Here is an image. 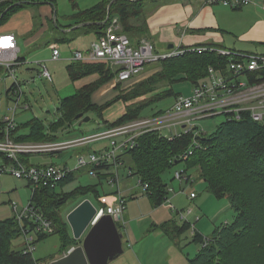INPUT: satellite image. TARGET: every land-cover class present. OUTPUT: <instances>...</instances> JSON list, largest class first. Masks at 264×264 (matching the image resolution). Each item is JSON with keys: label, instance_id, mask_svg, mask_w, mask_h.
Masks as SVG:
<instances>
[{"label": "trees", "instance_id": "trees-1", "mask_svg": "<svg viewBox=\"0 0 264 264\" xmlns=\"http://www.w3.org/2000/svg\"><path fill=\"white\" fill-rule=\"evenodd\" d=\"M22 1L25 0L0 2V26L23 9L26 4L15 6L5 12L6 9ZM148 1L150 0H103L95 7L79 11L71 16L72 24L67 26L58 24L55 28L52 22L53 30L92 23L72 30L69 37L61 36L57 38V41L69 43L77 34L91 31L96 32L100 37L105 34V30L116 17L124 33L133 30L135 27L131 25L132 20L144 16V7ZM110 3L112 4L108 12ZM19 61H22L21 57ZM228 61V57L219 55L216 51L187 52L178 58L161 61L158 65L162 67V70L158 74L134 85L129 91H122L121 87H118L120 94L102 106L92 105L91 96L98 88L114 79L116 72L106 61L72 62L67 68L72 81L76 82L94 75L97 79L77 89L73 96L61 99L58 108L59 121L51 125L49 134H46L40 120L34 119L24 124H17L11 137L16 142L26 143L60 141L62 139L54 133L70 129L78 114H82L78 120L90 112L101 115L106 108L118 100H123L127 104L126 111L114 123L104 122L103 131L127 124L141 119L140 112L155 99L161 96H173L171 90L151 96L159 87L150 89L147 85L148 81L159 80L171 85L186 81L196 87L207 78L210 66L224 70ZM5 71L7 69L0 66V72ZM181 75H184V78H178ZM143 86H147L146 90L139 92L140 87ZM16 87L14 83L10 90H15ZM130 102L134 103L128 105ZM168 110L153 117L160 116ZM222 115L226 119L219 124L216 131H202L197 138L193 130L172 139L162 135L160 131L146 132L138 137L133 148L127 149L119 156V160L122 162V168L129 171L128 177L136 176L142 187L145 184L148 185L145 192L154 206L165 203L164 199L169 196L168 185L175 179L170 174L175 167L179 166L189 175V181L192 172L197 171L211 194L219 199H228L234 213L232 221L219 224L208 237L193 232V240L199 244L200 248L193 257L188 258L191 264H262L257 251L255 252L252 247L243 245L241 248L239 245L243 240H248L249 235L264 227V123L254 122L247 111L241 112L239 119H235L231 114ZM4 129L3 121L0 123V140L5 138ZM21 130H27V132L18 134ZM195 140L198 146H195ZM190 149L192 154L186 159L182 158V155ZM30 156H22L20 159L24 164L29 165ZM111 167L107 163L90 166L91 170L97 174L99 183L80 186L69 193L65 192L64 188L71 180H74L76 171L71 172L56 188L44 186L36 188L30 201L53 224V231L50 234H39V239L56 234L60 239L62 253L71 247L80 246L81 241L74 239L68 221L61 215L62 210L71 198L87 196H93L96 200L95 204L99 206V198L105 195L101 188L103 182L112 174ZM105 171L110 173L107 174ZM232 180L237 181L239 185L233 186L230 183ZM117 227L122 229L120 222L117 223ZM190 228L191 225L184 223L181 228H175L176 232L169 229L168 231L172 236H180L188 232ZM163 229L166 230L164 227ZM21 236L22 229L15 218L0 221V264H49L35 259L33 254L16 250L15 241ZM206 238L208 241L205 244ZM236 248H238L237 254L233 255Z\"/></svg>", "mask_w": 264, "mask_h": 264}, {"label": "built area", "instance_id": "built-area-1", "mask_svg": "<svg viewBox=\"0 0 264 264\" xmlns=\"http://www.w3.org/2000/svg\"><path fill=\"white\" fill-rule=\"evenodd\" d=\"M204 1L211 5H223L230 9H240L253 4H264V0ZM119 24L117 18L113 19L105 34L93 42L88 50L75 51L73 53L72 62L106 61L116 72V80L121 83L140 74L146 65L178 58L187 52L204 53L206 51H216L219 55L228 57V65L224 70L210 66L207 78L194 87L189 96H178L172 108L160 116L137 119L98 134L78 139L41 143L16 142L11 137V133L17 128L15 111L19 105L18 102L23 96L21 84L15 79L17 87L14 93L18 96V100L13 109V116L6 117L4 120L5 138L0 140V177L9 174L17 179L27 181L33 194L39 186L56 188L60 182L75 170L107 163L112 166V175L109 177L108 183L112 188H116L120 185L119 168L122 164L119 156L127 149L133 148L138 137L146 132H161L163 129H171L177 125H183L185 127L183 133L193 130L195 138H197L203 129L201 130L197 127L196 121L222 114H231L234 115L235 119H239L240 113L244 111L251 114L254 122L264 123V54L232 52L208 46L187 48L180 45L173 46V48L161 53L156 50L153 42L147 39H141L138 46L134 47L129 37L121 31ZM19 54L20 47L15 35L0 34V66L11 72L13 77L14 68L20 65ZM51 59L52 61L61 59L59 49L53 50ZM43 67L40 75L52 82V74L45 66ZM25 108L29 109L28 105ZM180 135L172 134V137L169 138L172 139ZM104 140L109 141V146L105 151L80 155L74 169L57 165L31 166L24 164L20 159L26 155L56 154L74 147H82ZM195 146H198L197 141ZM191 154L192 149L182 155V158L186 159ZM174 178L178 181L187 180L188 175L183 169H180L175 172ZM143 187L147 191L148 185L145 184ZM189 196L190 199H195L197 194L193 192ZM164 202H169V196L164 199ZM12 205L15 209L17 208V204L13 203ZM173 209L176 211L175 208ZM124 211L125 201L120 194L119 196H104L101 198V206L97 207L96 215L90 226H94L106 215L119 220ZM191 213L192 209H189L186 214L180 213V216L185 219ZM16 220L19 222L25 237L26 248L23 251L24 253L33 254L35 251L34 239L30 235V231L24 227L25 221L30 222L39 234H50L53 231L52 222L31 201ZM207 241L208 238L205 239V244Z\"/></svg>", "mask_w": 264, "mask_h": 264}, {"label": "crops", "instance_id": "crops-1", "mask_svg": "<svg viewBox=\"0 0 264 264\" xmlns=\"http://www.w3.org/2000/svg\"><path fill=\"white\" fill-rule=\"evenodd\" d=\"M1 1L3 0H0V2ZM26 1H28V3H26V6L23 9H21L19 12L14 14L4 25L0 26V34L7 33V34L15 35L18 44L19 41L22 40L25 42V44L28 47H31L32 49L33 48L38 49L43 46H47L48 44H51L53 40H57V38L61 36L69 37L71 35L72 30L82 28L89 24V23H83V24H79L82 26L76 25L77 27L74 26L73 28H61L62 30L51 31L48 26V21L52 20V22L54 23L56 22V20H54V12L56 11V7H57L56 0H26ZM100 2H98L96 5H98ZM96 5L87 8L85 10H79L77 9L76 6L74 10L76 13L79 11H86L95 7ZM32 9H36L37 13L32 12L31 11ZM72 23L73 21L70 20L69 24ZM119 25L121 31L123 32V27L121 26V23ZM131 25L135 27V29L123 33L129 37L134 47L138 46L141 39H147L153 42V44L156 47V50L161 53L166 52L168 50L169 45H173V46L180 45L182 47H187V48L198 47V46H210L215 48L218 47L220 49L228 50L232 52L250 53L242 50L237 51L233 48H230V45L228 44V41L230 40H228L226 36L227 35H231L233 37L237 36L238 39L240 37L262 38L264 36V4H253L244 7L242 9H230L228 7H224L223 5L208 4L204 0H150L147 2V4H145L144 16L142 18L132 20ZM89 34L94 35L96 40L99 38L96 32L91 31V32H81L77 34L73 39H78L84 35H89ZM157 46H164L166 47V49L164 51H160L157 48ZM54 49L60 50V48L57 45L52 46L51 49L52 52ZM75 51H81V50H75ZM73 53L74 51H70V53H68L67 55L68 61L71 60ZM21 59L22 61H20V65L26 64V58L21 57ZM47 61L58 62V61H52V59L50 60L48 59L45 62H39L38 64L46 67L45 64ZM161 70L162 67L158 65V63H156L145 66V68L140 74H138L137 76L133 77L128 81L121 83L118 82L115 77L114 79L110 80L109 82L98 88L92 94L91 104L102 106L108 101L116 98L120 94L118 87H121L122 91H129L134 85L158 74ZM178 78L180 79L184 78V75H181ZM96 79L97 76L94 75L76 81L75 83L84 81L81 85L78 86L77 89L81 88L82 86L88 83L95 81ZM52 82H54V79ZM194 87L195 86H193L190 82H186V81L175 83L172 85L168 83H162L159 86V89L153 92L151 96H153L154 93L158 95L161 94L162 91L171 90L173 92L172 97L174 98L173 103H175L178 96H184V94L181 91L187 90L189 93L186 94L185 96H189L192 93ZM132 103L134 102H130L128 105ZM122 105H123V113L113 121H108L105 118H103L105 123L106 122L114 123L124 114V112L126 111L127 104H125L123 101ZM17 124L20 125L18 122ZM179 126L182 127V130L184 132L185 127L183 125H179ZM172 129L173 127L170 129V131H172ZM202 129L205 132L208 131V129L201 128V130ZM164 130H168V129H163L162 131ZM21 131L23 132L20 133ZM21 131L18 134H24L27 132V130H21ZM171 134H173V132H171ZM66 135L67 137L71 135L70 130L66 133ZM60 139L66 140L61 137ZM31 143H41V142H31ZM102 152H94L88 149V146L85 145L80 147V152H78V154L76 155L75 160L77 162L78 157L83 154L89 155L93 153H102ZM35 156L38 155L34 154L28 158L29 165L31 166L57 165L54 163H46L39 161L36 162L34 161V159L36 158ZM57 166H61V165H57ZM62 167H69V164L65 162V164ZM88 167L86 173L89 175H92L94 173L93 175L97 177V174L91 170L90 166ZM179 167L180 169H182L181 166ZM179 167H175L173 172L170 174L172 178L174 177L175 172L180 170ZM121 168L122 165L119 168V174ZM110 172L112 173V169ZM110 172L108 171L107 174ZM111 175H109V177ZM109 177L107 178V181ZM196 178H199L197 176V171L192 172V177L190 181L189 179H187V180H182L180 182L177 181L170 182L168 185L169 202L163 203L159 206L153 205L152 201L149 199L146 192L144 193L145 189L141 192L142 187L140 184L137 186V189L134 188L133 186H127L124 187V189H122L121 185H119V187H117V194L119 193L125 201V211L121 216V218H119V220L116 219V224L120 222L122 226L121 231L123 233L124 254L121 257H119L117 260L113 261L114 263L112 262L110 264H135V262H138V264H150V261L147 259V256L148 255L153 256L157 248L160 247L162 248L164 246L166 250L170 251V253L172 251L171 255L168 256V258L163 256V259L161 258V256H159L158 258L155 256L153 257V260L154 258H156L157 260L160 259L161 260L160 262H163V264L165 263L189 264L187 260L179 254V252H177V255H173V252H176L175 249H177L175 247V244L184 241L186 234L188 235L189 231L187 233H183V234L181 233L182 235L180 236L178 235L172 236V234L169 233V231L171 230L173 232H176L175 230L176 227L181 228L182 225L186 223L188 225H191L193 229L192 232H194V229H196L199 234L208 237L206 236L207 234L205 232L206 226L202 222V216L200 214L201 209L195 205L197 199L199 198V194L194 190V186L190 184V182H194L193 180ZM189 186L191 187V190L186 191L187 187ZM193 192L197 194V197L195 199H190L189 195ZM109 195L113 196L114 194H109ZM104 196H108V195H103L99 198V206H97L90 199H88V197H86V198H82L81 201H79V203L75 205L72 210H74L80 203H82L84 200L87 199L90 200L97 209V207L101 206V198ZM229 207L231 208V205ZM173 208H175L176 211ZM189 209H192V213L188 215L185 219H183L180 216V213L186 214V212ZM221 213H222V209H220L217 212L216 217L220 216ZM68 214H66V220ZM197 217H199L198 220ZM29 223L30 222L27 223L25 221L24 227H26L30 231V235H32L33 239L35 240L36 235L39 236L38 235L39 233H37L34 227L31 225V223L30 224ZM218 225H215L214 229ZM91 227L92 226H89V228ZM163 227L166 228V230H164ZM34 232L36 234H34ZM21 237H23L24 239L23 242L18 243L16 245V242L18 241L17 239L14 244L15 249L18 251H24L26 248V242H25V237L23 236V232ZM166 238L171 239L174 242L172 249L170 247L171 244L168 241H166ZM60 247H61V243H60ZM72 248L73 247H71L70 249ZM125 249H127V251H125ZM68 251L63 253L59 252V255L56 258H51L47 263H50L53 260L61 258ZM131 257L134 258V260H132Z\"/></svg>", "mask_w": 264, "mask_h": 264}, {"label": "rangeland", "instance_id": "rangeland-1", "mask_svg": "<svg viewBox=\"0 0 264 264\" xmlns=\"http://www.w3.org/2000/svg\"><path fill=\"white\" fill-rule=\"evenodd\" d=\"M100 1L102 0H56L57 18L56 24L54 23V27L56 28L58 24L60 26L69 25L71 16L77 14L74 10L76 6L79 10H85L96 5ZM31 11L37 13L36 9H32ZM48 26L52 31V20L48 21ZM226 38L230 40L228 41L230 48H233L237 51L242 50L245 52L264 54V36L262 38L240 37L238 39L237 36L233 37L231 35H227ZM95 41L96 38L94 37V35L89 34L84 35L78 39H73L72 41L70 40L69 43L53 40V42H51V44H48L47 46H43L38 49H32L31 47H28L24 41L20 40L19 47L21 52L19 55L20 57L26 58V64H21L14 68V77L11 72H0V123L3 122L6 117L13 116V109L15 108L18 96L15 95L14 90H10V88L15 83L16 79L21 84L23 92V96L18 102L19 105L15 111L17 122L19 124H24L34 119H38L40 120L42 126L45 128L46 134H49L51 125L59 121L58 108L60 107L61 99L75 94L78 86L84 82L83 81L75 83L70 79L67 68L69 64L72 63V61H68L67 55L68 53H70V51H86ZM53 45H57L60 48L61 60L58 62H46V68L50 71L54 79V82H50L40 75L44 67L43 65H40L38 63L45 62L46 60L51 59V49ZM157 48L160 51H164L166 49V47L164 46H157ZM155 81L157 82L154 84ZM162 83L167 82L154 80L148 81L147 85L150 89H152L159 87ZM146 87L147 86L140 87L139 92H144L146 90ZM165 92L168 91H162L161 94ZM181 92L184 95L189 93L187 90H183ZM153 95H156V93H154ZM142 99H145V97H142ZM122 102L123 100H118L117 102L106 108L101 115L97 112H90L85 116L89 118L90 121L83 122V119L76 120L74 121L73 126H71L70 129L59 131L54 134L57 137L70 140L100 133L104 130L103 124L105 121L103 120V118L108 121H113L123 113ZM173 102V97L161 96L155 99L154 102H152L149 106H147L140 112V118H152L153 116L160 114V112L170 109L174 104ZM26 105L29 106V109L25 108ZM225 119L226 117L224 115H218L205 120L196 121V125L197 127H199V129L204 128L208 129L207 132H213L216 131L219 124L224 122ZM69 130L71 132V135L67 137L66 133ZM22 132L23 131H21L20 133ZM171 132H173V135L182 134L183 130L181 126L177 125L176 127H173L172 131H170V129L164 130L161 132V134L166 137H171ZM87 146L88 149L94 152H102L109 146V141L104 140L94 142ZM78 152H80V147H74L58 154L35 156L36 158L34 159V161L54 163L61 166H63L65 162H67L69 164V168L74 169L76 167L75 157ZM87 169L88 168L85 167L75 170L76 172H74V174L76 173V177L66 185L64 191L69 193L72 190L79 188L80 186L98 184V178L93 174H87ZM128 175L129 171L126 168L120 169L121 188L124 189V187L133 186L137 189V186L139 185L138 178L136 176L128 177ZM198 175L199 174L197 172V176ZM174 181L180 182L178 180ZM193 181L194 182H190V184L194 186V190L199 194V198L197 199L195 205L201 209L200 214L202 216V222L206 226V236H211L215 225L232 221L234 213L233 210L229 207L230 205L227 198L219 199L215 195L211 194L207 184L203 182L200 177L194 179ZM230 183L233 186L239 185V183L235 180L230 181ZM101 189L105 195L114 194V196H119V194H117V187L112 188L107 180L103 182V187ZM143 190L144 188L142 187L141 192ZM190 190L191 187H187L186 191ZM31 196L32 189L27 181L17 179L9 174H5L4 176L0 177V221L9 218L17 219L18 216H20L24 211V208L30 202ZM87 197L93 203H96V200L93 196ZM82 198H71V200L63 208L61 215L66 219V214H68L73 209V207L77 205L79 201H81ZM13 203L17 204L16 209L12 205ZM220 209H222V213L220 216L216 217V214ZM190 229L191 230H189L188 235L186 234L185 240L175 244V247L180 251L175 249L176 252H173V255H177V252H179V254L183 256L189 264L191 263L189 262L188 258L193 257L200 248L199 244L195 243L193 240V229ZM194 231L197 232L196 229H194ZM34 234L36 233L34 232ZM248 237L249 239L243 240L242 244L240 243L239 246H241V248L243 245L249 248L252 247L255 252L257 251L259 259H261L262 264H264V227L260 231L255 232ZM23 240V237H20L16 242V245L23 242ZM166 241L171 244L170 247L172 249L174 242L168 238H166ZM34 244L36 250L34 251L33 256L35 259L40 260L42 263H47L51 258H56L59 255L60 240L56 234L48 236L44 239H39V236L36 235ZM243 250H245V248ZM125 251H127V249H125ZM237 251L238 248L234 250L233 255H236ZM171 253L170 251L166 250L164 246L162 248H157L154 252V255H148L147 259L150 261V264H163V262H160V259L157 260L156 258H154L153 260V257L156 256L158 258L159 256H161V258L163 259V256H165L166 258H168ZM131 259L134 260V258L132 257ZM216 260L218 261V259ZM152 261L157 263H154ZM135 264H138V262H135Z\"/></svg>", "mask_w": 264, "mask_h": 264}, {"label": "water", "instance_id": "water-1", "mask_svg": "<svg viewBox=\"0 0 264 264\" xmlns=\"http://www.w3.org/2000/svg\"><path fill=\"white\" fill-rule=\"evenodd\" d=\"M26 3L28 1L17 2L8 7L5 12ZM111 4L108 6V12ZM54 20H56V11L54 12ZM171 48L173 45L168 46V49ZM81 117L82 114H78L76 120ZM89 120L87 117L83 118V122ZM96 212L97 209L94 204L87 199L68 214L67 221L73 237L80 240L81 245L70 249L61 258L53 260L49 264H110L124 254L123 233L117 227L115 218L106 215L89 228Z\"/></svg>", "mask_w": 264, "mask_h": 264}, {"label": "bare ground", "instance_id": "bare-ground-1", "mask_svg": "<svg viewBox=\"0 0 264 264\" xmlns=\"http://www.w3.org/2000/svg\"><path fill=\"white\" fill-rule=\"evenodd\" d=\"M73 248H75V247H73Z\"/></svg>", "mask_w": 264, "mask_h": 264}, {"label": "snow or ice", "instance_id": "snow-or-ice-1", "mask_svg": "<svg viewBox=\"0 0 264 264\" xmlns=\"http://www.w3.org/2000/svg\"><path fill=\"white\" fill-rule=\"evenodd\" d=\"M5 46H7V45H5Z\"/></svg>", "mask_w": 264, "mask_h": 264}]
</instances>
